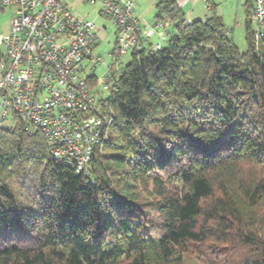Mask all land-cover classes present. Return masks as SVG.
I'll return each instance as SVG.
<instances>
[{
  "label": "trees",
  "instance_id": "16d2710c",
  "mask_svg": "<svg viewBox=\"0 0 264 264\" xmlns=\"http://www.w3.org/2000/svg\"><path fill=\"white\" fill-rule=\"evenodd\" d=\"M156 11L176 34L96 95L112 125L90 176L0 126V264H264V40L250 16L241 53L221 16Z\"/></svg>",
  "mask_w": 264,
  "mask_h": 264
},
{
  "label": "built area",
  "instance_id": "2783aa9c",
  "mask_svg": "<svg viewBox=\"0 0 264 264\" xmlns=\"http://www.w3.org/2000/svg\"><path fill=\"white\" fill-rule=\"evenodd\" d=\"M13 12L10 30L0 36V126L15 119L46 138L52 157L75 163L90 176L93 154L108 141L112 119L102 112L87 64L100 40L93 21L75 15L69 0H1ZM95 4L98 0H85ZM251 15L253 42L264 40V0H244ZM100 14L116 27L114 56L162 49L150 45L155 26L135 16L133 0H101Z\"/></svg>",
  "mask_w": 264,
  "mask_h": 264
},
{
  "label": "rangeland",
  "instance_id": "374dc122",
  "mask_svg": "<svg viewBox=\"0 0 264 264\" xmlns=\"http://www.w3.org/2000/svg\"><path fill=\"white\" fill-rule=\"evenodd\" d=\"M71 11L84 19L93 21L96 25L99 44L94 50L96 56H100L102 61L94 63L92 61L87 64V74H94L97 77V82L93 86L97 98H107L109 90L105 86V82L111 85L122 69L131 60V51L126 52L122 56H114L113 52L116 48L117 31L113 23L105 16L100 14L102 8L101 0L95 4L86 2L85 0H69ZM134 9L137 11L139 19L147 26H155V35L149 40L152 45L161 42L162 47L168 45L176 34L174 26L169 21L156 22V5L159 0H133ZM180 0H177V2ZM185 13L198 15L200 19H207L216 14L221 16L225 24L224 33L231 38L239 48L241 53L247 50L246 34V19L250 16L244 0H188L183 6H180ZM13 12L11 9L0 10V36L10 30V23ZM254 22L251 24L252 29L255 28ZM3 48L0 46V54L3 53ZM110 66L112 71L110 72ZM11 120L4 123V126L11 127Z\"/></svg>",
  "mask_w": 264,
  "mask_h": 264
},
{
  "label": "crops",
  "instance_id": "0c3cea01",
  "mask_svg": "<svg viewBox=\"0 0 264 264\" xmlns=\"http://www.w3.org/2000/svg\"><path fill=\"white\" fill-rule=\"evenodd\" d=\"M188 0H180V1H178V4L180 5V6H183L186 2H187ZM134 13H135V16L137 17V18H139L140 16L138 15V13H137V11L135 12V9H134ZM139 16H137V15ZM187 19H188V21L189 22H191V21H194V20H197V19H200V17H198V15H196V14H193V12L192 13H188V15H187ZM140 20V19H139Z\"/></svg>",
  "mask_w": 264,
  "mask_h": 264
}]
</instances>
